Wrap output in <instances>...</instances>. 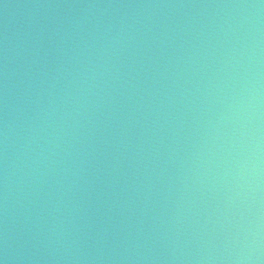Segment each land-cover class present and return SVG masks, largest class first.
Wrapping results in <instances>:
<instances>
[{"label": "water", "instance_id": "water-1", "mask_svg": "<svg viewBox=\"0 0 264 264\" xmlns=\"http://www.w3.org/2000/svg\"><path fill=\"white\" fill-rule=\"evenodd\" d=\"M0 264H264V0H0Z\"/></svg>", "mask_w": 264, "mask_h": 264}]
</instances>
